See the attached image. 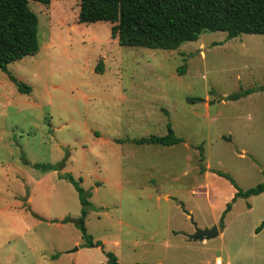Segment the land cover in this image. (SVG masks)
<instances>
[{"label": "rangeland", "instance_id": "374dc122", "mask_svg": "<svg viewBox=\"0 0 264 264\" xmlns=\"http://www.w3.org/2000/svg\"><path fill=\"white\" fill-rule=\"evenodd\" d=\"M79 1H28L39 50L8 68L29 94L0 70V264H102L107 251L121 264H264V192L237 198L222 219L235 186L217 174L242 190L264 181V34L122 46L112 23L77 21ZM168 124L181 143L131 142ZM66 174L85 190L86 231L103 248L84 246ZM221 220L223 235L188 238L193 222Z\"/></svg>", "mask_w": 264, "mask_h": 264}, {"label": "trees", "instance_id": "16d2710c", "mask_svg": "<svg viewBox=\"0 0 264 264\" xmlns=\"http://www.w3.org/2000/svg\"><path fill=\"white\" fill-rule=\"evenodd\" d=\"M29 0H0V70L6 73L17 90L29 94L32 88L19 80L8 68V65L25 56L34 55L39 50L38 17L29 7ZM49 5L51 0H35ZM77 21L95 23L108 21L111 38H117L119 45L128 47H145L150 49H177L187 41H195L201 33L224 31L228 37L241 33L264 34V0H80ZM102 62L97 71L102 70ZM183 69V68H182ZM182 69L180 72H182ZM264 90V85L261 87ZM249 88L243 92L228 95L227 99H235L252 92ZM200 99L189 97V102ZM167 113V111H165ZM168 133L163 136L150 135L132 139L135 144L175 145L183 141L174 134L170 124ZM121 142V140H117ZM202 152L199 160L202 161ZM62 162L52 164H34V167L57 170ZM203 170V167L200 168ZM217 174L230 180L236 192L226 203L222 219L231 209L232 203L238 198H247L264 192V181L253 187L242 190L238 188L232 177L222 171ZM78 192L81 203L77 226L81 231L84 246L101 247L102 242L94 241L87 233L85 218L88 214L89 201L80 182L70 175H63ZM64 221L67 218L63 219ZM220 226H223L222 220ZM264 228V220L255 228L258 232ZM105 264H121L111 251L105 252ZM57 258V255H52ZM155 264V263H136ZM157 264V263H156Z\"/></svg>", "mask_w": 264, "mask_h": 264}, {"label": "water", "instance_id": "95a60500", "mask_svg": "<svg viewBox=\"0 0 264 264\" xmlns=\"http://www.w3.org/2000/svg\"><path fill=\"white\" fill-rule=\"evenodd\" d=\"M190 218L192 219V215L189 214ZM194 224V233L188 235V238L190 239H194V240H203V239H209L212 237H215L219 234V230L217 225H213L210 228H200L197 226V224L195 222H193ZM104 264V263H102Z\"/></svg>", "mask_w": 264, "mask_h": 264}, {"label": "crops", "instance_id": "0c3cea01", "mask_svg": "<svg viewBox=\"0 0 264 264\" xmlns=\"http://www.w3.org/2000/svg\"><path fill=\"white\" fill-rule=\"evenodd\" d=\"M208 99H206L205 101H207ZM205 101H204V103H205ZM206 105H208V102L207 103H205V106ZM181 143V142H180ZM176 145V144H175ZM169 146H172V145H169ZM237 190L233 187V186H231V188H230V193H229V198L230 197H233V195H234V193L236 192ZM169 195L167 194V193H165L164 195H163V197H165V198H167ZM250 197V196H249ZM238 198H241V197H238ZM248 198V197H247ZM226 206V205H225ZM231 208H232V206H231ZM231 210V209H230ZM230 210L228 211V212H230ZM227 212V213H228ZM187 217H189V214L187 215ZM225 228H226V226H225V224L222 226V227H218V230H219V236H221V235H223L224 234V231H225ZM263 229L264 228H262L260 231H258V232H262L263 231ZM263 245H264V242H263ZM253 248L252 247H250V251L249 252H247V253H252L253 252V250H252ZM255 252H256V250H255ZM228 256H229V254H228ZM228 258H230V257H228ZM221 257L220 256H216L215 257V264H216V262L217 261H220L221 262ZM158 263H160V264H162V262L161 261H159ZM105 264V263H104ZM225 264H233V262L231 261V259H230V261L229 260H227L226 261V263Z\"/></svg>", "mask_w": 264, "mask_h": 264}, {"label": "built area", "instance_id": "2783aa9c", "mask_svg": "<svg viewBox=\"0 0 264 264\" xmlns=\"http://www.w3.org/2000/svg\"><path fill=\"white\" fill-rule=\"evenodd\" d=\"M216 264H222L220 261H217Z\"/></svg>", "mask_w": 264, "mask_h": 264}]
</instances>
